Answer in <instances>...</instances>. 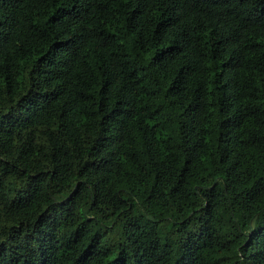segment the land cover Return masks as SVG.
<instances>
[{
	"label": "trees",
	"instance_id": "trees-1",
	"mask_svg": "<svg viewBox=\"0 0 264 264\" xmlns=\"http://www.w3.org/2000/svg\"><path fill=\"white\" fill-rule=\"evenodd\" d=\"M0 264H264V0H0Z\"/></svg>",
	"mask_w": 264,
	"mask_h": 264
}]
</instances>
